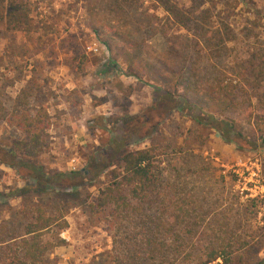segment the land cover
I'll return each instance as SVG.
<instances>
[{
    "label": "rangeland",
    "instance_id": "rangeland-1",
    "mask_svg": "<svg viewBox=\"0 0 264 264\" xmlns=\"http://www.w3.org/2000/svg\"><path fill=\"white\" fill-rule=\"evenodd\" d=\"M6 1L0 0V144L10 146L19 137L1 118L2 109L9 112L27 106L33 111L42 103L49 116L44 131L47 150L37 162L49 172L82 169L89 154L120 126L122 118L141 113L151 103L153 86H164L141 72L140 79L126 75L120 46L132 53L126 40L141 39L143 55H160L167 44L164 33L181 34L183 30L167 16L160 0H26V6L11 15L7 14ZM167 2L196 22L219 30L226 39L225 49L214 62H239L255 46L264 48V0ZM42 10L50 15L39 16ZM127 19L125 26L122 22ZM100 39L106 40L108 47ZM87 44H95L98 52L86 51ZM202 53L198 47L195 59L189 62L204 64ZM80 54L85 58L82 69L76 71L74 57ZM161 60L171 62L169 68L174 72L181 66L177 62L182 61L172 56ZM223 116L234 118L248 132L238 114ZM149 130L150 135L131 147L153 146L164 188H174L170 183L182 186L180 204L189 212L184 220L194 217L199 225L196 233H185L186 237L219 240L216 227L225 221L234 229L238 226L231 237L239 236L243 247L235 253L247 264L264 257V151L237 150L233 143L222 141L212 129L177 110ZM104 181L99 175L91 184L76 189L38 193L30 179L20 178L12 168L0 164V225H18L22 210L38 201L47 209L60 206L66 211L67 222L58 233L63 243L49 250L41 264H114L118 251L112 249L111 236L120 237V233L104 222L90 225L84 208L87 197ZM140 207L135 219L149 216L159 223L169 219L158 215L154 205ZM122 224L121 231L127 222ZM127 227L134 238L144 236L138 233L140 229ZM155 236L167 240L172 234L161 230ZM2 259L0 254V264H4Z\"/></svg>",
    "mask_w": 264,
    "mask_h": 264
},
{
    "label": "trees",
    "instance_id": "trees-1",
    "mask_svg": "<svg viewBox=\"0 0 264 264\" xmlns=\"http://www.w3.org/2000/svg\"><path fill=\"white\" fill-rule=\"evenodd\" d=\"M159 3L183 32L164 33L167 44L160 55H143L141 39L136 42L126 40L132 53L120 46L125 57L126 75L140 79L145 74L164 84L163 88L153 86L151 103L141 113L122 118L120 126L89 154L82 169L51 172L37 162L47 150L44 131L49 125V116L45 106L36 104L33 111L27 106L9 112L2 109L1 118L18 131L19 137L11 141L10 146L0 144V164L12 168L20 178L30 179L33 190L38 193L76 189L91 184L96 176H103L105 181L100 183L95 194L87 197L84 208L90 225L104 222L109 229L120 233V237L111 236L112 249L118 251L114 264H247L241 254L235 253L243 247L240 237H231L238 226L234 229L228 222L220 223L216 227L221 236L217 237L221 238L219 240L186 237L185 233H196L199 225L192 220L194 217L190 221L184 220L189 212L180 204H183L182 186L170 183L174 188H164L162 169L157 165L153 146L134 148L131 145L150 135L149 129L153 130L177 110L192 122L212 129L218 138L233 143L237 150L264 151V48L255 46L249 56L239 62H214L213 58L225 49L226 39L219 35V30L196 22L169 5L167 0ZM24 6L26 0H7V14ZM127 21L129 19L122 24L128 26ZM92 29L96 33L97 30ZM100 41L108 47L106 40ZM198 47L203 52L204 64L189 62L195 59ZM170 56L182 60L177 62L181 66L176 72L169 68L171 62L161 60ZM146 57L152 60L147 61ZM84 58L83 54L74 57L76 71L82 69ZM178 88L181 89L179 92ZM223 113L238 114L248 125V132L243 131L234 118L223 116ZM141 204L154 205L158 215L169 219L161 223L149 220V216L135 219ZM65 213L60 206L47 209L38 201L22 210L18 225H0L2 262L41 264L49 250L63 243L58 233L67 226ZM123 222L134 230L140 229L138 233L144 236L134 238L127 226L121 231ZM161 230L172 236L167 240L156 239V232ZM235 245L237 247L233 249ZM254 264H264V257Z\"/></svg>",
    "mask_w": 264,
    "mask_h": 264
},
{
    "label": "built area",
    "instance_id": "built-area-1",
    "mask_svg": "<svg viewBox=\"0 0 264 264\" xmlns=\"http://www.w3.org/2000/svg\"><path fill=\"white\" fill-rule=\"evenodd\" d=\"M32 3H56V2H65L68 0H29ZM39 16H48L50 12L46 13L45 10H42L38 14ZM85 50L88 52L96 53L98 52L99 48L95 44H87L85 45ZM63 237V232L60 234Z\"/></svg>",
    "mask_w": 264,
    "mask_h": 264
},
{
    "label": "crops",
    "instance_id": "crops-1",
    "mask_svg": "<svg viewBox=\"0 0 264 264\" xmlns=\"http://www.w3.org/2000/svg\"><path fill=\"white\" fill-rule=\"evenodd\" d=\"M226 143H229V142H226ZM223 147L226 148V144Z\"/></svg>",
    "mask_w": 264,
    "mask_h": 264
}]
</instances>
